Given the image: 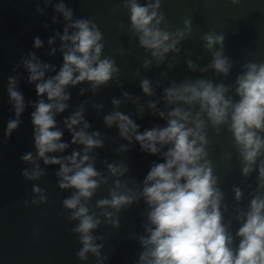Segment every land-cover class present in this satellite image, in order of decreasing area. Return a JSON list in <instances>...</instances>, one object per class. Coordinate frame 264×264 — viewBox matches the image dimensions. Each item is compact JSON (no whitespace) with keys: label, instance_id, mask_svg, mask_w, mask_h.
<instances>
[{"label":"water","instance_id":"obj_1","mask_svg":"<svg viewBox=\"0 0 264 264\" xmlns=\"http://www.w3.org/2000/svg\"><path fill=\"white\" fill-rule=\"evenodd\" d=\"M60 2L52 0L51 4H46L45 0H0V264H97V258L91 252L87 253V260H81L77 255L83 245L79 234L72 229L79 221L70 220L71 210L63 206V200L71 196L75 189L59 187L58 181L62 178L56 173L60 165L44 164L43 158H36L34 146L31 113L35 111L37 101H51L47 100L46 94H37L36 83L41 81L29 82L30 73L23 61L32 59L30 54H34L36 60L51 65L45 71L43 80L55 76L62 67L63 55L67 51L63 45L71 46V41L61 40L70 22L55 10L54 6ZM63 2L73 10V20L89 18L95 21L104 37L101 41L104 43L102 58H113L120 72L114 74L107 85L95 90L88 81L66 87L70 98L62 102L67 107L63 112H57L55 119L56 127L63 132L61 140L69 147L63 152L47 155L62 157L74 151H79L81 156L85 154L84 145L72 143L73 131L65 123L75 112L82 110L83 119L73 125V129L84 130L87 134L99 133L94 138L101 140L103 146L87 153L91 157L87 163H93L101 174L96 177L97 180L101 177L108 179L106 184L100 185L91 201L86 202L102 221L93 234L104 239H97L95 243L104 245L101 253L108 257L104 264H136L144 250L139 236L148 235L143 227L147 223L148 211L143 198L121 210L118 214L119 228L106 221L101 215L103 209L97 208L96 202L110 198V190L117 179L108 169V164L125 162L129 171L120 179L138 193L152 163L162 162L164 157L162 153L153 155L141 151L140 143L134 136L131 142L122 137L118 124L109 126L105 117L121 112L139 125L141 133L166 126L168 112L178 105L168 104L165 89L173 83L179 85L189 80L207 79L214 84L223 82L229 86L226 95L239 99L235 93L236 78L247 70L244 65L248 62L264 63V0H239V3L232 0H162L160 11L165 15L162 28L175 32L185 27V20H192V31L177 45L179 52L170 51L162 61L139 44L138 37L130 28V11L124 7V0ZM139 2L146 4L148 0ZM38 7L42 11H37ZM74 31L76 29L69 28L68 34ZM209 32L225 35L223 52L233 64L228 75L211 67L213 51L204 46V36ZM37 38L42 41L40 47L35 45ZM50 39H53L52 43H49ZM218 50L219 44L214 51ZM189 60L196 65L195 70L189 67ZM145 61H150L147 67ZM10 77L17 81L14 87L25 98V111L19 117L21 123L18 128L8 136V122L17 119L14 102L10 101L8 93ZM144 79L150 81L152 94L143 91L141 81ZM125 93L128 95L125 96ZM114 100L120 103L117 105ZM180 106L190 107L182 103ZM161 111L165 112L164 117L159 115ZM196 111H199V105L193 108V113ZM85 122L90 125L86 129ZM206 131L208 158L213 163L214 174L219 178L223 203L227 205L226 209H221L224 223L230 225L229 234L235 237L238 245L240 238L235 233L241 226V220L237 217L248 211L254 195H264V189L258 188V166L264 156L258 158L257 170L245 177L238 146L228 126H221L217 133L209 123ZM122 146H127V150H121ZM28 152L33 154L35 163L21 159ZM36 164L46 174L36 180H27L22 171L25 168L32 171ZM34 186L45 190L46 202H31L39 200L40 195L34 192ZM234 187L242 189L243 196L239 201L235 199ZM108 211L115 210L109 207Z\"/></svg>","mask_w":264,"mask_h":264},{"label":"clouds","instance_id":"obj_2","mask_svg":"<svg viewBox=\"0 0 264 264\" xmlns=\"http://www.w3.org/2000/svg\"><path fill=\"white\" fill-rule=\"evenodd\" d=\"M51 2L45 0L46 4ZM161 2L148 0L146 4H141L139 0H124V7L130 11L133 34L146 52H150L158 61L166 59L170 51L179 52L177 45L192 31L191 19L185 20V27L175 32L162 28L165 15L160 11ZM232 2L239 3V0ZM54 7L70 22L61 36V40L71 41V46L63 45L67 51L63 55L62 67L55 76L43 80L45 71L51 65L36 60L34 54H30L32 59L23 61L30 73L29 82L41 81L36 83L37 94H46L47 100L51 101H37L35 111L31 113L36 158H43L44 164H59L60 169L56 173L62 178L58 181L59 187L75 189L71 196L63 200V206L71 210L70 220L79 221L72 229L79 234V241L83 245L77 253L78 257L87 260V253L91 252L97 258V264H104L108 259L101 253L104 245L95 243L97 239L104 238L93 234L102 221L86 203L91 201L102 183L108 182L107 177L97 180L96 177L101 174L93 163H87L91 159L87 153L95 147H102L103 142L94 138L99 136L98 132L87 134L84 130L73 129V125L83 119L82 110L75 112L65 123L73 131L72 143L84 145L85 154L81 156L79 151L62 157L47 154L63 152L69 147L68 143L62 142L63 132L56 127L55 119L56 113L63 112L67 107L62 102L70 98L66 87L88 81L95 90L107 85L120 69L113 58H102L104 43L101 41L104 37L94 20H73V10L63 0ZM37 11L42 9L38 7ZM69 28L76 31L69 35ZM224 40V34L209 32L204 36V46L213 51L211 67L218 73L228 75L233 64L223 52ZM52 42L53 39H50L49 43ZM41 44L42 41L37 38L36 47ZM217 44L220 50L214 51ZM149 63L145 61V67ZM188 64L195 70L196 65L191 60ZM244 67L247 70L236 78L235 93L239 99L226 95L228 85L223 82L214 84L207 79L189 80L179 85L173 83L166 88L168 104L178 105L168 112L166 126L141 133L138 131L139 125L121 112L105 117L109 126L118 124L122 137L131 142L134 136L140 143L141 151L153 155L162 153L164 157L162 162L152 163L138 193L120 179L129 171L125 162L108 164V169L117 179L110 190V198L96 202V207L103 209L101 215L106 221L119 228L118 214L121 210L143 198L148 206L147 223L143 225L148 235L139 236L144 250L136 264H264V195H254L248 211L237 217L241 220V226L235 233L240 238L237 245L235 237L229 234L230 225L224 223L221 209H226L227 205L223 203L224 194L218 186L219 178L214 174L207 151L209 140L206 128L210 123L217 133L223 125H227L232 132L245 177L257 170L258 158L264 156V135H261L264 133V63L248 62ZM9 79L8 93L10 101L14 102L17 117L7 124L6 135L11 136L21 123L19 117L25 111V98L14 87L17 81L11 77ZM141 87L146 94H152L148 79L141 81ZM113 102L117 105L120 103L118 100ZM181 103L190 107H182ZM196 105H199V111L193 113ZM159 115L164 117L165 112L161 111ZM89 126L85 122L84 128ZM165 146L167 148L163 150ZM121 150H127V146H122ZM21 159L35 163L31 152ZM258 172V188L264 189V160L259 161ZM45 174L39 164L32 171L27 168L22 171L27 180H36ZM34 192L40 195L39 200L31 201L33 204L47 201L45 190L34 186ZM234 192L235 199L241 200L242 189L234 187ZM109 207L115 211H108Z\"/></svg>","mask_w":264,"mask_h":264}]
</instances>
